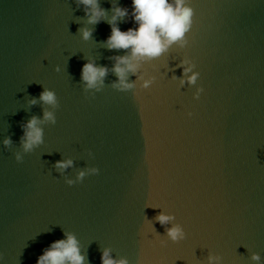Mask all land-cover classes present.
Returning <instances> with one entry per match:
<instances>
[{"label": "water", "instance_id": "obj_1", "mask_svg": "<svg viewBox=\"0 0 264 264\" xmlns=\"http://www.w3.org/2000/svg\"><path fill=\"white\" fill-rule=\"evenodd\" d=\"M100 3L110 18L113 0ZM189 3L187 43L142 62L135 87L120 91L111 57L124 52L105 46L106 21L88 24L76 0H0V264H37L65 232L87 264H101L104 249L129 264H264V0ZM126 19L122 31L136 26ZM92 60L109 69L100 91L81 80ZM45 88L59 107L39 101ZM45 110L56 123L25 153L21 125ZM68 159L62 174L55 163ZM93 167L99 174L65 182ZM161 212L175 219L161 225ZM176 224L179 242L167 236Z\"/></svg>", "mask_w": 264, "mask_h": 264}, {"label": "clouds", "instance_id": "obj_2", "mask_svg": "<svg viewBox=\"0 0 264 264\" xmlns=\"http://www.w3.org/2000/svg\"><path fill=\"white\" fill-rule=\"evenodd\" d=\"M77 5L84 6L87 23L98 25L101 22H107L111 27V34L104 42L109 51L120 52L123 55L111 57L115 61L111 71L115 73L117 80L113 87L120 91H127L135 87L134 82L129 81V75H136L142 62L151 61L160 58L169 51L174 44L184 46L187 43L186 35L191 30L194 17V9L190 6L189 0H132L131 12L128 7L120 6L118 0H113L111 17L108 10L101 7L100 0H76ZM131 15L135 27L122 31L120 22H127V17ZM83 40L92 38L94 29L82 28L79 30ZM183 66V65H181ZM195 67V65H193ZM59 70V69H57ZM191 68H185L187 75ZM109 69L106 66H100L94 60L85 63L81 70V80L87 89H96L100 91ZM198 72H193L188 77V83L195 84L199 78ZM141 79H143L141 77ZM152 80H144L142 87L148 88ZM181 83H185L181 80ZM204 89L198 90L196 99H199L200 93ZM39 101L51 106L53 109L59 107L57 94L54 90L45 88L38 97ZM37 99L33 98L31 104L35 105ZM192 112L188 113L191 117ZM44 122L56 123L54 111L45 110L43 121L32 116L29 121L23 123L24 134L21 137V145L25 153L32 152L44 142V130L41 125ZM5 147L12 144L11 137L3 141ZM17 162H23L20 153L15 154ZM73 160H59L55 163V168L63 174V171L73 166ZM99 168H87L81 170L76 179H67L65 182L69 185H75L77 182H83L88 175L99 174ZM155 219L161 225H167L175 219L174 216L164 213L158 214ZM65 238L54 241L43 254L38 258L37 264H87L86 256L82 253L79 240L74 233L65 232ZM167 236L174 242L185 239L186 234L181 225H173L167 229ZM252 260L259 262L260 256L257 253L252 254ZM209 264H219L220 257L210 255ZM101 264H129L127 258L115 259L112 256L111 249H104L101 256Z\"/></svg>", "mask_w": 264, "mask_h": 264}]
</instances>
